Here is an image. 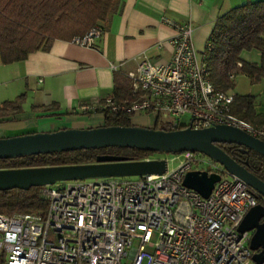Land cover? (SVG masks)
Instances as JSON below:
<instances>
[{"label": "built area", "instance_id": "2783aa9c", "mask_svg": "<svg viewBox=\"0 0 264 264\" xmlns=\"http://www.w3.org/2000/svg\"><path fill=\"white\" fill-rule=\"evenodd\" d=\"M163 20L174 29L170 59L152 63L139 54L135 69L126 73L127 100L108 96L81 105V111L151 112L173 130L226 125L264 141V128L232 113L234 94L211 82L205 52L199 55L193 46L192 25ZM103 33L95 27L70 42L94 47ZM183 117L189 119L185 125ZM183 153L182 162L162 174L41 187L49 202L45 214L0 213L6 264H257L249 247L252 232L238 227L260 194L214 161L195 169L204 160L196 152ZM195 170L220 176L207 197L183 184Z\"/></svg>", "mask_w": 264, "mask_h": 264}, {"label": "crops", "instance_id": "0c3cea01", "mask_svg": "<svg viewBox=\"0 0 264 264\" xmlns=\"http://www.w3.org/2000/svg\"><path fill=\"white\" fill-rule=\"evenodd\" d=\"M255 1L260 0H118L116 11L94 47L54 40L46 51L38 50L25 60L0 64V104L25 94L22 112L15 119L0 122L4 126L0 136L14 130L32 133L31 129L52 124L56 130L101 126L102 113H84L80 106L98 104L111 96L116 75L122 81L128 71L135 69L139 54H145L152 63L170 59L168 39L174 29L164 18L192 25V43L200 55L218 17L235 6ZM241 57L264 63L258 50L243 51ZM248 82L250 90L243 95L254 96L256 111L264 113V77ZM232 90L227 91L239 94Z\"/></svg>", "mask_w": 264, "mask_h": 264}, {"label": "trees", "instance_id": "16d2710c", "mask_svg": "<svg viewBox=\"0 0 264 264\" xmlns=\"http://www.w3.org/2000/svg\"><path fill=\"white\" fill-rule=\"evenodd\" d=\"M117 7L118 0H0V64L25 60L38 50H48L54 40L71 41L95 27L105 31L106 24ZM207 42L209 46L205 47L204 52L209 78L216 88L223 91L232 89L235 78L231 79L230 74L235 77L244 75L251 83L258 82L264 77V63L245 61L241 53L258 50L264 60V0L235 6L218 17ZM237 62H241L242 66L237 67ZM129 94L126 75L122 81L116 75V84L110 97L115 102L122 103L129 98ZM24 100L25 94L22 93L13 100L3 101L0 104V122L15 119L22 112ZM256 104V98L252 95L234 94L232 113L254 126L264 128V113L256 111ZM96 113L103 114L102 126L134 125L130 122L131 112L100 110ZM153 114L154 123L148 127L173 130L163 122L160 124L158 115ZM219 146L238 161L236 152H233L239 146ZM104 150L109 151L104 153L124 155L134 160L143 159L148 154V151L129 148L74 150L0 159V169L93 163L96 156ZM251 153L244 157V162H248L246 168L250 172L253 169L259 171L258 176L262 178L264 157ZM48 205V199L41 193V187L0 191V213L45 214ZM0 264H6L2 251Z\"/></svg>", "mask_w": 264, "mask_h": 264}, {"label": "water", "instance_id": "95a60500", "mask_svg": "<svg viewBox=\"0 0 264 264\" xmlns=\"http://www.w3.org/2000/svg\"><path fill=\"white\" fill-rule=\"evenodd\" d=\"M219 144H234L242 152L253 151L264 157V141L231 126L215 125L195 129L191 126L174 130L140 125L64 128L52 132H32L0 138V159L67 152L84 149L129 148L160 153L198 152L220 164L231 176L244 181L264 198V180L250 172L244 163L233 159ZM164 159L134 160L124 155L99 154L87 164L37 166L0 169V191L29 190L56 182L97 178H119L162 174ZM220 176L207 171H189L183 184L207 197ZM239 232L250 231L252 260L264 262V205L257 204L245 214Z\"/></svg>", "mask_w": 264, "mask_h": 264}, {"label": "rangeland", "instance_id": "374dc122", "mask_svg": "<svg viewBox=\"0 0 264 264\" xmlns=\"http://www.w3.org/2000/svg\"><path fill=\"white\" fill-rule=\"evenodd\" d=\"M235 86L233 87L232 92L235 93H239L240 95H243L245 92H249L250 90V84L248 82V79L246 76L244 75H238L235 77ZM155 120V115L153 113H148V112H134L130 115V122L131 124L134 125H140V126H151L154 123ZM189 121V119L187 117H183V125L187 124ZM163 121L161 120L160 124ZM95 123V122H94ZM80 126H84V125H80ZM87 126H91V127H96L95 124H90ZM4 127L3 124H0V128ZM76 128V127H75ZM34 131L31 132H52V131H56V126L55 125H49V127L47 128H42V129H31ZM37 130V131H36ZM1 131V130H0ZM11 132L10 134H6L3 137H11V136H17V135H22V134H27L26 130L20 131V133H17L16 130L14 131H9ZM30 132V131H29ZM1 138V136H0ZM109 150V149H108ZM126 151V150H125ZM197 156L201 157L204 161L195 164L194 168L195 169H207L209 167V165L207 163L212 162L211 159H209L207 156H205L202 153H195ZM183 152L180 153H160V152H148V154L146 155V157L152 158V159H164L167 162V168L169 170H172L174 168H176L183 160ZM144 157V158H146ZM123 178H127V179H136L138 178L137 176H129V177H123ZM87 180H91V181H100L102 180V178H97V179H87ZM156 236L153 237L152 241H155ZM136 244V242H135Z\"/></svg>", "mask_w": 264, "mask_h": 264}, {"label": "flooded vegetation", "instance_id": "af4514ba", "mask_svg": "<svg viewBox=\"0 0 264 264\" xmlns=\"http://www.w3.org/2000/svg\"><path fill=\"white\" fill-rule=\"evenodd\" d=\"M237 149H238V150H237V151H234L233 153L236 152V153H235V154H237V155H236V158H237V160L240 161V162H244V160H245L244 157L247 156L248 154H250L251 152H253V151H251V150H248L247 152H242V151L240 150V147H238ZM104 152H109V151H108V150H104V151L101 152V154H104ZM251 154H252V153H251ZM253 172H254L255 174H254ZM253 172H252V173H253L254 175H256L258 178H260V177L258 176V175L260 174L259 171H256L255 169H253ZM260 179L264 180V175H263L262 178H260ZM258 204H262V205L264 204V203H263V198H262V196H261V198H260Z\"/></svg>", "mask_w": 264, "mask_h": 264}]
</instances>
